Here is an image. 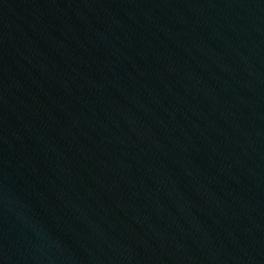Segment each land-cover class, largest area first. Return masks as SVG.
Returning a JSON list of instances; mask_svg holds the SVG:
<instances>
[{
	"label": "water",
	"instance_id": "obj_1",
	"mask_svg": "<svg viewBox=\"0 0 264 264\" xmlns=\"http://www.w3.org/2000/svg\"><path fill=\"white\" fill-rule=\"evenodd\" d=\"M0 264H264V0H0Z\"/></svg>",
	"mask_w": 264,
	"mask_h": 264
}]
</instances>
